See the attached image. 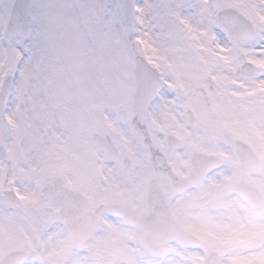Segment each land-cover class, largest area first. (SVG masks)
Instances as JSON below:
<instances>
[{
	"label": "snow or ice",
	"instance_id": "6c2138e0",
	"mask_svg": "<svg viewBox=\"0 0 264 264\" xmlns=\"http://www.w3.org/2000/svg\"><path fill=\"white\" fill-rule=\"evenodd\" d=\"M0 264H264V0H0Z\"/></svg>",
	"mask_w": 264,
	"mask_h": 264
}]
</instances>
